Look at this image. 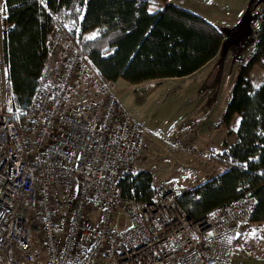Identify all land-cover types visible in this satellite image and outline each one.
Listing matches in <instances>:
<instances>
[{
	"label": "built area",
	"instance_id": "obj_1",
	"mask_svg": "<svg viewBox=\"0 0 264 264\" xmlns=\"http://www.w3.org/2000/svg\"><path fill=\"white\" fill-rule=\"evenodd\" d=\"M8 26L0 11V264H231L249 246L251 189L199 219L178 203L189 187L161 180L150 199L122 193L148 130L84 54L79 33L54 26L28 104L9 109Z\"/></svg>",
	"mask_w": 264,
	"mask_h": 264
},
{
	"label": "trees",
	"instance_id": "obj_2",
	"mask_svg": "<svg viewBox=\"0 0 264 264\" xmlns=\"http://www.w3.org/2000/svg\"><path fill=\"white\" fill-rule=\"evenodd\" d=\"M161 8L150 12V0H3L8 28L4 59L13 94L8 108L26 107L46 58V42L56 25L79 35L82 51L108 81L136 85L155 79L189 76L220 52L222 32L211 22L168 0H153ZM253 50L240 66L218 127L231 133L240 116L237 140L216 153L225 164L219 175L180 194L178 203L193 219L240 197L251 189L256 207L249 225H264V83L254 86L252 68H264V9L257 15ZM88 34H91L88 36ZM152 175L139 170L120 182L141 199L152 196Z\"/></svg>",
	"mask_w": 264,
	"mask_h": 264
},
{
	"label": "rangeland",
	"instance_id": "obj_3",
	"mask_svg": "<svg viewBox=\"0 0 264 264\" xmlns=\"http://www.w3.org/2000/svg\"><path fill=\"white\" fill-rule=\"evenodd\" d=\"M176 2L222 32L220 52L205 69L189 77L155 79L136 86L118 80L115 89L124 108L148 130L137 171L146 170L153 181L163 180L181 192L215 177L219 165L225 166L215 156L224 149L223 143L232 140L233 131L228 134L226 129L218 130V124L239 68L253 50L257 15L264 9V0ZM160 7L156 1L149 5L151 10ZM249 78L254 86L262 85L263 66L255 65ZM236 126L234 117L231 130ZM248 227L250 242L264 247V225ZM253 231L255 235H251ZM35 236L36 252L42 261L45 257L41 242L36 232ZM237 264H264V258L251 256Z\"/></svg>",
	"mask_w": 264,
	"mask_h": 264
},
{
	"label": "crops",
	"instance_id": "obj_4",
	"mask_svg": "<svg viewBox=\"0 0 264 264\" xmlns=\"http://www.w3.org/2000/svg\"><path fill=\"white\" fill-rule=\"evenodd\" d=\"M150 1H153V0H150ZM169 2H171V0H168ZM175 4H177L176 0L174 1ZM161 8V7H160ZM160 8L156 9V10H159ZM148 10L150 12H155L156 10H151L149 7H148ZM216 57V56H215ZM215 57L213 59H211L208 63H206L204 66H202L200 69H198L196 72H194L193 74L191 75H194L195 73H198V72H201L203 69H205L207 67V65H209L210 62H212ZM254 68V67H253ZM252 68V69H253ZM251 73V72H250ZM189 75V76H191ZM189 76H185V77H189ZM263 78H264V68H263ZM149 81H152V80H149ZM149 81H146V82H143L141 84H136V85H143V84H146L147 82L149 83ZM136 85H133V86H136ZM228 102V101H227ZM236 119H237V122L240 120V116L236 115L235 116ZM238 124L237 123V126L236 128H233V138L232 140H230L228 142V145H231L233 144L236 140H237V137L235 135V132H236V129L238 127ZM223 128L221 127H218V130H222ZM223 143V142H222ZM221 143V144H222ZM219 153V152H218ZM225 170V166L224 165H219V168H218V171H216L215 173V176L219 175L221 172H223ZM251 243V242H250ZM250 246H248L247 249H245L244 251L243 250H237L233 253L232 255V259H231V264H237L238 261L239 262H244L245 260H247L248 258H250L251 256H256V258H264V247L263 246H258L256 243H251L249 244Z\"/></svg>",
	"mask_w": 264,
	"mask_h": 264
},
{
	"label": "snow or ice",
	"instance_id": "obj_5",
	"mask_svg": "<svg viewBox=\"0 0 264 264\" xmlns=\"http://www.w3.org/2000/svg\"><path fill=\"white\" fill-rule=\"evenodd\" d=\"M209 2H210V0H209ZM0 11H6V8H0ZM237 123H239V121ZM0 215H2V213H0ZM251 235H255V231H253V233Z\"/></svg>",
	"mask_w": 264,
	"mask_h": 264
}]
</instances>
